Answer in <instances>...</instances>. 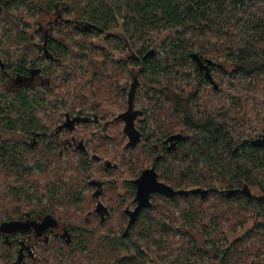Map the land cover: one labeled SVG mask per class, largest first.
<instances>
[{
	"label": "trees",
	"instance_id": "16d2710c",
	"mask_svg": "<svg viewBox=\"0 0 264 264\" xmlns=\"http://www.w3.org/2000/svg\"><path fill=\"white\" fill-rule=\"evenodd\" d=\"M14 7L49 18L47 24H40L36 30L43 35V45L35 58H40L45 67L42 72H48L49 78L55 71L63 88L81 82L90 65L96 67L95 58L101 62L89 82L86 78L84 81V86L89 85L88 91L84 92L95 102L90 118L94 123L105 118L98 112L102 103L111 110L109 112L121 109L114 121L124 124V128L121 130L118 125L115 129L111 127L112 122L106 121L103 136L94 141L95 151L114 160L129 150L134 160L126 161L124 173L131 177L136 178L143 170L154 167L159 178L176 189L209 191L205 198L199 194L173 199L153 195L152 208L141 212L127 234H124L126 227L100 235L97 237L100 247L115 253L130 251L131 257L121 260V264H147L144 254L147 251L155 254L163 264H197L205 262L206 252L198 249L194 241L186 242V235H181L183 247H174V241L154 233L162 230L163 235L172 237L180 233L181 228L202 227L218 256H222L221 264H260L259 255L264 248V149L259 148L256 136L264 133V115L260 118L264 110V0H0V33L16 28L23 38L24 30L11 19ZM58 24L67 25L66 37L54 39L51 31ZM120 26L125 29L132 48L137 50L136 58L120 62L112 60L111 53L121 55L126 49L115 37L106 39L111 48L102 54H97L94 45L85 39L109 33ZM209 39L215 41L210 43ZM32 47L33 44L25 41L24 54L18 55L16 41L0 42V117H4L0 118V156L4 161L11 157L8 144L12 142V139L5 140V134L16 133L21 128L31 136L40 130L41 135L47 136L52 130L48 115L61 113L58 101L53 105L49 100L53 93L48 86L19 91L9 88L12 80L33 69L28 63ZM149 52L152 53L147 56ZM226 54L233 59L231 72L219 64ZM206 60H212L216 65L222 84L217 83L214 76L212 80L207 79L202 68L207 64ZM127 73L128 78L124 77ZM229 76L236 83L228 86L225 81ZM203 85H211L210 90L203 91ZM143 86L146 93L141 96L138 90ZM259 86L263 98L254 103L252 112L249 100L235 104L218 99L225 88L231 95H237L243 88L255 95ZM232 87L235 88L233 92ZM117 99L121 103H117ZM138 101L154 106V111L150 114L145 108L136 109ZM82 102H86L85 98ZM61 103L68 106L65 100ZM193 104L199 112L194 111ZM77 114L86 115V109ZM129 114H132L130 125L140 138L138 142L129 138L125 128ZM164 117L171 119L170 124L162 121ZM109 126L112 133L118 132L124 137L120 143L116 137L111 138ZM170 140L177 142L173 152L168 150ZM109 145L113 147V153L106 151ZM30 148L27 147L28 152H31ZM47 152L54 159L59 156L58 147L52 142ZM22 157L10 165H0V172H5L7 178L12 177L19 163L24 167V178H28L32 170L25 168V163L31 159L36 161V158ZM69 162L76 173L66 178L68 185L76 191L66 194L68 197L79 196L77 190L94 180L96 169L86 160L76 161L70 157ZM37 168L42 173L47 172V167L40 163ZM24 178H17L16 183ZM103 183L106 186L112 184L110 181ZM131 188L134 195L136 188L133 184ZM17 190V200L23 202L21 196L28 192ZM212 196L216 201L205 207ZM193 198L199 199L200 208L195 207ZM177 201H180L181 215L174 217L176 212L172 210V223L166 228L163 220L157 219V210H163L166 203ZM128 203L125 201L120 205ZM225 204L229 206L227 218ZM129 205L132 207L128 208H133L135 203ZM45 211L44 208L42 213ZM6 215L10 218L0 219V224L24 218L14 219L11 213ZM122 216L127 219L124 211ZM224 219L228 220L231 230L250 219H254L255 226L243 239L229 245V249L217 248L223 234L217 231L213 235L212 226L222 225ZM3 244L10 248L8 259H12L13 247L8 241Z\"/></svg>",
	"mask_w": 264,
	"mask_h": 264
},
{
	"label": "rangeland",
	"instance_id": "374dc122",
	"mask_svg": "<svg viewBox=\"0 0 264 264\" xmlns=\"http://www.w3.org/2000/svg\"><path fill=\"white\" fill-rule=\"evenodd\" d=\"M13 11L14 12L12 14L13 16H11V19L12 21L20 24L19 28L24 30V37L22 38L19 36L18 30L16 28H11L5 34L4 32L0 33V42L7 43L9 39L11 41H16V44H18V55H22L24 54V51L22 49V47L24 46V42L29 41V43L33 44L31 52L28 55L29 68H33L34 70H45L44 64H42L40 58H35V56L40 54L38 51H42L43 45V35L38 34L36 30H38L37 28L40 27V24H47L49 22V18L47 16L44 17L40 14H37L35 16L31 15L29 12L27 13L26 9H17V7H14ZM63 16L67 18V15H65V13L63 14ZM53 30L54 32L51 31L52 38L54 37L55 39L58 37H63L65 36L64 32L67 30V25L58 24L53 27ZM109 37H115L119 39L122 43V47L126 48L125 52L121 55L120 53H111L110 58L112 60H115L117 62L127 61L130 58H136L138 56L137 50L132 48L131 43L127 38L126 31L121 26L112 29L109 33L97 36L94 35L92 37L88 36L85 39L89 44L92 43L94 45L97 54H102L105 50L109 51V49L111 48H109L108 45L109 41L106 40ZM213 41H215V39H209L210 43H212ZM1 58L4 60L3 56H1ZM19 59L21 60V57H19ZM94 60V62L96 63V67L90 65L88 73L86 75L83 74L82 81L71 88H63L61 86L60 82L57 81L59 80V77L57 79L55 71L49 74H53L51 77H54L52 82L53 86L51 89L53 97L49 100L53 105L57 100L59 103V105L57 106L61 112L60 115L56 116L54 115L50 117V114L48 115L47 119L48 121L50 119L49 124L52 130H49V134L47 136H44L43 138L38 137L36 140H38L39 142L35 145L34 137L30 134H26L21 128H18L16 133L5 134V140L12 139V142L8 144V151L11 153V157L4 161L3 157L0 156L1 167H4L6 164H12L13 160H19L22 156H25L26 158L28 155H30L34 156L32 158H36V161H34V159H31L25 163V168H30L32 170L31 175L26 179L24 178V167L20 166L19 163L15 166L14 175L12 177L7 178L5 172H0V219L8 220L10 218V215L8 216L6 214L9 213H11V216H13L14 219H19L21 217H25L32 211H34V213L42 212L44 208L46 209V213L54 214L64 225L69 226L75 230L76 241L75 245L73 246L74 250L71 251V253L73 254L74 251L82 252H79L76 255H72L71 258H69L71 261L66 262L67 264H77V260L81 256H85L87 258L90 256V251H98L100 248L102 250V253H108L107 256L102 257L100 264H115V258L117 257V255H115L114 252H110L111 250L109 248L104 249L102 248V246L100 247V245L97 243V237L107 233L115 232L118 229H126V227L128 226V219H125L122 216V212L125 210V208L132 207V205L129 204L134 202L136 189L134 195H132L133 189L131 188V185L133 184L135 186L134 180H136L141 175L140 174L138 177L134 178L129 174L126 175L124 173V167L126 165L125 163L126 161L131 159L129 150L126 152H122V154H119L114 160L107 159L104 155H102L101 152H97L94 150V141L99 136H103L102 132H104L103 127L106 121L112 122L111 127H114L115 129L121 125L119 121L118 123L114 121L115 118L121 113V109H116L115 112H109L111 110L103 107L101 103L98 112L100 113L101 117L105 116V118L101 119L102 121L99 122V125L89 123L78 125L74 130L71 131L64 130L60 132L57 130L58 126L62 124V121H65V114L67 113L76 115L78 112L86 109V116L93 117L90 112L92 110L91 106H93L95 102L93 100H89L88 94L85 93L88 91L89 85L84 86V81L86 78V82L88 83L90 77L95 72L94 70H98V68L100 67L101 62L97 61L96 58ZM232 60L233 59L228 57V54H226L222 57L219 64L224 70H228V72H231L234 69L232 67ZM210 72L211 74H213L212 76H214L215 81L222 84V79L220 77L221 75L220 73H217V68L210 69ZM47 74L48 72L42 73L44 78L48 77ZM128 76H130L128 75V73L124 75V77L126 78H128ZM231 83H236V81L234 80V78L229 76L225 81V85L229 86ZM203 88V91H209L211 87L203 85ZM230 90L233 92L235 88L232 87L230 88ZM175 92L176 89H174V93ZM227 92L228 91L226 90V88L220 91L218 99L221 100L219 101L225 103L234 102L235 104H240L246 100H249V109L251 110V112L253 110V105L257 102L258 98H263L262 87L258 88L255 95L248 91L247 88H243L237 95H231ZM138 93L143 96L146 93L145 86L141 87L138 90ZM82 98H85V103L82 102ZM64 100L65 105L67 104L68 106H63V103L61 102ZM116 102L121 103V100L117 99ZM82 104H84L85 106ZM135 108L140 110H143V108H145L150 114L154 111V106L151 107L148 104H143L139 101L136 102ZM192 108L195 112H199L194 104L192 105ZM263 115L264 110L260 115V118H262ZM165 117L162 118V121L166 125L170 124L171 119ZM3 118L4 117H2L1 119ZM128 120L132 122V114H129ZM123 128L124 124L121 125V130H123ZM39 132L42 133L41 130ZM51 132H54L52 136ZM108 132L111 134V138L116 137L119 143L124 138L121 135H118V132L112 133L110 130V126ZM125 140L127 139H124V141ZM51 142L58 147L59 156L56 159H54L52 155H48L47 152L48 145ZM80 143L85 146L86 152H84V150H77ZM27 147H31V152L27 151ZM106 151L113 153L114 149L111 145H109ZM70 157L74 158L76 161L80 159L83 161L86 160L89 165L93 166L96 169V175L92 179L104 182L110 181L112 183L107 186L105 185L103 196L102 198H99L104 202L105 205L111 207V215L106 218L105 221H100V218L94 213V208L97 204V199L93 197L95 189L91 188L88 184L81 186L77 190L80 193L79 196H67L66 193L68 191L75 190L68 185L69 179L66 178V176L75 175L76 173L74 168H70ZM131 160L133 161L134 159ZM107 162H110V165ZM37 163L46 166L47 172H40V170L37 168ZM108 168L109 170H107ZM58 170L59 172L54 175L53 172H57ZM21 177L24 179L20 181L19 184H17L16 179ZM159 180L162 181L160 178ZM22 187H24V189H22ZM17 188L21 191L25 190V192H28L27 194L21 196L23 202H20L19 199L17 200ZM59 189H62V191H60ZM184 190L189 189L185 188ZM255 192L257 191L255 190ZM51 198H55V200L52 201ZM208 199L209 202L207 203V205H205V207L211 206L216 201L215 196L209 197ZM198 200L199 199L197 198H193V201L196 202V204L194 203L195 207L200 208V206H198L200 205V202L199 204H197ZM125 201H129V203L120 205ZM179 205L180 201L171 204L166 203L163 210L160 208L159 210H157L159 216L157 217V219L161 218L163 220V224L165 223L166 228H168L172 223V210H175L176 212L174 217H178L181 215L179 213ZM199 210L200 209H198V211ZM228 210L229 206L225 204L224 214L226 218ZM175 224L178 228V224ZM228 224V220L224 219L222 225L212 226L213 235L217 234V231H222L223 234V239L216 244L217 248H220L222 246L226 250L229 249V245H232L236 241L243 239L246 234L251 229H253V227L255 226V221L254 219H250L243 225L237 226L236 230L228 229ZM154 234L159 237H164L165 240L168 239V241H174V247H183V244L181 242V235H186V238L184 237V240H186V242L194 241L198 249L206 252L205 262L197 264H221L220 257L222 256H218L214 244L211 242V239L207 235H205L202 227L195 229L181 228L180 233H176L172 237L163 235L164 232L162 230L155 231ZM9 252L10 248L8 246H5L3 244V240L0 239V264H14L15 255L12 259H8ZM144 254L149 264H163L158 260V258H156V255L152 252L147 251ZM164 254H167V252H164ZM259 257L260 264H264V248L263 253H260Z\"/></svg>",
	"mask_w": 264,
	"mask_h": 264
},
{
	"label": "flooded vegetation",
	"instance_id": "af4514ba",
	"mask_svg": "<svg viewBox=\"0 0 264 264\" xmlns=\"http://www.w3.org/2000/svg\"><path fill=\"white\" fill-rule=\"evenodd\" d=\"M84 28V26H83ZM52 31L54 32L53 28ZM52 35V34H51ZM128 38V37H127ZM205 66L202 68L205 70ZM210 69H216V65L213 63L209 67ZM39 70V72H37ZM41 69H31L29 72L24 74L21 78V81L16 83V79L10 84L11 90H21V89H35L39 87L48 86L52 89V81L53 77H45L42 75ZM44 78V79H43ZM52 79V80H51ZM22 86V87H20ZM211 86V85H207ZM65 121H62V124L58 126V131L62 132L64 130H74L76 126L81 124H89L94 123L93 119L86 115H72L69 114L65 115ZM128 123V118H126ZM126 124V122L124 121ZM95 125H99V121H95ZM126 131L129 133V138L133 139L138 136L137 132L132 129L131 126L127 125ZM136 133V134H135ZM46 136V135H44ZM41 133H36L34 137V145L39 141L36 140L38 137L43 138ZM258 140L259 148L264 149V133H259L256 136ZM168 150L175 151L177 147L176 141H168ZM77 150L86 152V148L83 144H79ZM110 165V164H109ZM97 181V180H93ZM92 182V181H91ZM102 183V193L99 196H95V192L99 190V187H90L95 189L93 197L97 199L96 207L94 208V213L100 218V221H105L111 215V207L104 204L102 198L105 184L103 181H98ZM135 203V202H134ZM136 207V203L133 208H125L124 213L128 219V223L130 221V217L127 211L134 210ZM52 216L57 220L58 225L56 227L48 228L42 235L38 236L37 231L35 228L31 227V229L27 232H19L16 234L8 235V234H0V239L3 241H8L10 246L14 249V264H67L66 262H70L72 255H76L81 251H74L72 254L71 251L74 250L73 246L75 245V230L69 226L64 225L54 214L51 213H34V214H27L23 219L20 221L26 222H35L40 224L43 222L46 216ZM126 233V230L124 232ZM84 247V246H83ZM98 250V249H97ZM85 251V250H84ZM83 251V252H84ZM86 253V252H85ZM115 253V252H114ZM108 253H102L101 248L98 251H90V256L85 257L81 256L77 260V264H100L102 257L107 256ZM117 257L115 258V264H121L120 261L124 260L125 258L131 257V252L122 250L118 253H115ZM147 264H149L147 262ZM151 264V263H150Z\"/></svg>",
	"mask_w": 264,
	"mask_h": 264
},
{
	"label": "water",
	"instance_id": "95a60500",
	"mask_svg": "<svg viewBox=\"0 0 264 264\" xmlns=\"http://www.w3.org/2000/svg\"><path fill=\"white\" fill-rule=\"evenodd\" d=\"M152 52H149L147 56L151 55ZM205 72L208 80H212V74L210 72V65L213 64L212 60H206ZM3 66V64H2ZM39 72V70L37 71ZM22 77H17L16 83L21 81ZM22 87V86H20ZM128 125H130V121L128 120ZM132 127V126H131ZM133 129V127H132ZM136 134V133H135ZM140 138L136 136L133 138L134 142H138ZM134 184L136 186V195L134 202L136 203V207L134 210L127 211L130 217V221L128 223L126 233H128L129 228L133 225L136 219L140 216L143 210L151 209L153 206L152 196L153 195H161L168 199H173L175 197H186L190 194H199L202 198H205L208 194V190H176L170 185L159 180V175L157 170L152 167L145 169L141 175L134 180ZM91 187H99V190L95 192V196L101 195L102 191V183L98 181H92L89 183ZM58 225L57 220L52 216H46L42 223L37 224L35 222H26V221H8L0 224V234H16L19 232H27L31 229V227L35 228L38 233V236L42 235L48 228L56 227Z\"/></svg>",
	"mask_w": 264,
	"mask_h": 264
}]
</instances>
